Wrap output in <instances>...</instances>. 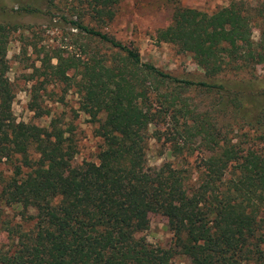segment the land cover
<instances>
[{"label":"trees","instance_id":"16d2710c","mask_svg":"<svg viewBox=\"0 0 264 264\" xmlns=\"http://www.w3.org/2000/svg\"><path fill=\"white\" fill-rule=\"evenodd\" d=\"M76 1L98 24L111 21L120 2ZM248 13L235 1L210 13L176 5L170 24L157 30V41L192 54L205 80L175 77L142 61L136 47L69 20L72 28L115 50L110 57L93 53L78 62L54 56L52 76L66 80L76 67L81 109L103 115L96 129L103 145L97 162L78 165L72 164L73 145L61 128L16 121L7 76L8 27L0 23V165L10 170L6 175L0 168V204L17 208L21 220L30 222L25 231L19 224L11 227L12 245L0 252V264H170L177 255L187 264H264V150L242 152L211 119L214 107L200 111L180 99L182 90L195 85L225 98L222 106L238 108L245 96L231 89L244 86L213 77L264 67V13L259 12L257 42ZM160 88L175 132L207 151L194 179L170 162L147 165L148 127L159 112L146 106V95ZM150 213L167 218L170 247L139 235Z\"/></svg>","mask_w":264,"mask_h":264},{"label":"rangeland","instance_id":"374dc122","mask_svg":"<svg viewBox=\"0 0 264 264\" xmlns=\"http://www.w3.org/2000/svg\"><path fill=\"white\" fill-rule=\"evenodd\" d=\"M232 1L253 16L251 38L257 42L262 18L259 12L264 13V0H120L113 19L106 24H98L76 0H0V23L8 27L7 76L15 91L12 112L16 121L39 128H48L51 124L58 126L73 145L72 164L97 162V152L103 145L96 129L103 115L92 117L81 109L76 67L69 69L66 80L52 76V67L57 63L56 54L78 62L93 53L110 57L115 50L98 42L96 37L72 28L69 20H80L136 47L142 61L152 63L175 77L205 80L209 77L204 75L190 52L175 44L157 41L156 32L170 24L176 5L210 13ZM213 78L230 85L241 83L244 86L231 89L240 90L245 96L238 108L231 104L222 106L220 101L225 98L219 99L214 91L195 85L182 90L180 99H186L190 107L200 111L214 107L211 119L217 122L221 131H227V138L242 152L247 148L264 150V67L259 64L251 70L229 71ZM248 83L250 85L245 87L244 84ZM164 90L150 89L146 95V106L152 112H159L148 127L147 165L159 167L170 162L173 166L187 169L194 179L207 151L198 140H186L175 132L171 110L163 107L165 103L159 95ZM179 121L182 122L183 118L179 117ZM0 168L6 175L10 174L7 163L1 164ZM18 212L17 208L0 204V252L12 245L11 227L19 224L21 230L30 228V222L21 220ZM139 235L154 246L168 248L172 245V231L167 218L158 213L149 214V226ZM187 262L185 256L177 255L170 264Z\"/></svg>","mask_w":264,"mask_h":264}]
</instances>
